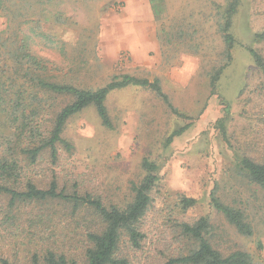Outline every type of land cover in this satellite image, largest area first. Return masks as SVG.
<instances>
[{
	"label": "rangeland",
	"instance_id": "obj_1",
	"mask_svg": "<svg viewBox=\"0 0 264 264\" xmlns=\"http://www.w3.org/2000/svg\"><path fill=\"white\" fill-rule=\"evenodd\" d=\"M230 4L231 0H0V82L13 84L5 86L0 104V156L13 152L7 139H15L11 126L13 103L21 104L14 93L19 86L28 90L21 93L25 106L17 110L38 115L34 119L45 129L69 102L28 88L29 80L38 76L91 90L123 75L158 80L177 112L146 88L113 91L105 102L112 129L102 126L92 106L82 110L68 119L62 133L72 152L60 151L59 166H50L44 156L31 171L39 188H47L55 177L59 190L86 193L106 207L122 209L132 202L131 185L144 177L142 159L154 162L159 180L140 222V249L130 248L124 234L120 238L118 256L127 264H166L187 254L195 246L178 226L206 215L209 241L216 250L223 255L242 251L255 263L264 262V190L238 164L246 157L264 161V80L247 50L253 48L264 59V0L238 1L230 19L234 46L229 50L222 30ZM220 68L211 93L210 80ZM223 118L225 135L216 123ZM184 126L188 128L168 144V137ZM213 191L222 203L240 210L252 236L237 233L211 208ZM183 197L193 199L194 205L183 209ZM6 203L0 196V206ZM69 212V205L53 202L14 213L19 218L16 225L0 228V258L29 264L31 245L49 237L63 241L71 254H80L82 230L68 225ZM91 215L79 212L88 223ZM48 218V230L31 224ZM31 235L34 244L27 243Z\"/></svg>",
	"mask_w": 264,
	"mask_h": 264
},
{
	"label": "trees",
	"instance_id": "obj_2",
	"mask_svg": "<svg viewBox=\"0 0 264 264\" xmlns=\"http://www.w3.org/2000/svg\"><path fill=\"white\" fill-rule=\"evenodd\" d=\"M238 1L231 0V4L226 11L225 26L222 30L224 43L229 50L234 46L233 36L229 32L230 19L235 13ZM260 36L255 35V37ZM247 50L264 80L263 57L253 48ZM37 64L40 65V63ZM222 69L220 68L210 80L211 93L215 91ZM29 83L28 88L33 86L43 94L65 97L69 99V102L58 111L51 126L45 129L40 124L42 122L38 123L34 119L38 115L30 113L27 116L24 110L22 112L17 110L19 107L23 108L25 106L26 100L21 94L28 90L25 85L19 86V90L14 92L15 96L20 97L21 104L18 100L13 103L16 115L12 120L11 128L13 130L12 137L15 139H7L14 147L8 148V150L13 152L0 156V196L7 198L6 205L0 206L2 216L0 218V228H10L16 225L19 218L14 213H20L22 208L28 209L33 205L53 202L67 204L70 208L69 214L65 217L69 222L68 225H74L75 228L82 230V252L71 254L68 249L63 248V241L50 240V237L34 244V235H31L27 243L34 245H31L33 252L30 254L29 264H127L125 259L118 256L120 238L124 234L130 248L140 249L141 242L144 239L139 227L140 222L150 206V194L159 180L158 166L154 162L146 158L142 159L141 168L144 171V177L139 183L131 185L132 202L122 209L116 206L106 207L99 198L86 193L80 194L76 190L68 193L64 189L59 190L58 179L55 177L50 180L47 188H39L31 171L40 164L44 156H48L47 160L49 159L50 166H59V160L63 158L60 151L72 152L73 146L62 138V133L68 119L82 110L92 106L102 126L112 129L113 125L105 102L108 95L113 91L129 86L146 88L162 99L173 113L176 114V110L162 92L158 80L150 82L147 79L123 75L121 78L113 77L106 85L95 90L79 88L65 83L49 82L39 76L36 79H30ZM5 86L13 88L12 80H9L7 85L0 82V104L3 102L2 95L6 93L7 87ZM27 94L31 95L30 92ZM225 112V117H228V106ZM226 120L227 118H223L216 122L224 135ZM18 121L19 124L16 126ZM16 127L18 128L16 129ZM27 128H29V131L25 130ZM187 128L188 126H184L175 130L168 137L167 143L169 144L173 138L180 136ZM9 143L8 145H10ZM3 145L0 138L1 152ZM238 164L240 171L244 172L251 182L264 190V161L257 163L246 157L241 158ZM75 187L77 188L78 184H75ZM194 203L195 201L190 198L183 197L180 200L183 209L193 206ZM210 206L215 212L221 214L235 228L237 233L248 237L253 235L252 227L244 220L240 210L232 209L222 203L216 197L214 191L210 194ZM84 210L92 213L89 223L85 222V218L79 217V212ZM31 224L37 228L48 230L52 225V218H48L46 221L35 219L31 221ZM178 227L181 235L187 238L188 242L195 247L190 249L187 254H179L175 258H171L166 264H264V262L255 263L247 253L242 251H234L223 255L216 250L208 237L210 228V217L208 215L198 218L193 223H180ZM0 264L15 263L6 258H0Z\"/></svg>",
	"mask_w": 264,
	"mask_h": 264
},
{
	"label": "crops",
	"instance_id": "obj_3",
	"mask_svg": "<svg viewBox=\"0 0 264 264\" xmlns=\"http://www.w3.org/2000/svg\"><path fill=\"white\" fill-rule=\"evenodd\" d=\"M147 15V14H146Z\"/></svg>",
	"mask_w": 264,
	"mask_h": 264
}]
</instances>
